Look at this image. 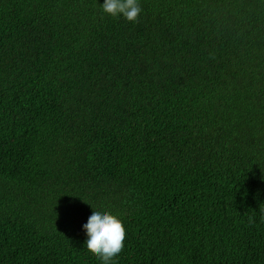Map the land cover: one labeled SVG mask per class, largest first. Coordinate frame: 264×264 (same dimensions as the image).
<instances>
[{"label":"trees","instance_id":"16d2710c","mask_svg":"<svg viewBox=\"0 0 264 264\" xmlns=\"http://www.w3.org/2000/svg\"><path fill=\"white\" fill-rule=\"evenodd\" d=\"M102 3L0 0V264H264V0Z\"/></svg>","mask_w":264,"mask_h":264},{"label":"clouds","instance_id":"9594fccd","mask_svg":"<svg viewBox=\"0 0 264 264\" xmlns=\"http://www.w3.org/2000/svg\"><path fill=\"white\" fill-rule=\"evenodd\" d=\"M102 10L110 17L135 22L142 13L141 0H103ZM93 209V208H92ZM87 239L85 246L96 254L101 264H113L125 247L126 228L123 220L108 210H92L82 225Z\"/></svg>","mask_w":264,"mask_h":264}]
</instances>
